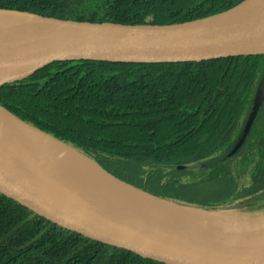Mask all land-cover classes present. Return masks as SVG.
Listing matches in <instances>:
<instances>
[{
    "label": "trees",
    "instance_id": "16d2710c",
    "mask_svg": "<svg viewBox=\"0 0 264 264\" xmlns=\"http://www.w3.org/2000/svg\"><path fill=\"white\" fill-rule=\"evenodd\" d=\"M244 1L0 0V12L165 24ZM6 101L154 199L264 216V53L176 62L83 60L13 88L6 99L0 92V104L9 109ZM202 163L211 166L199 168ZM0 264L165 263L65 229L0 191Z\"/></svg>",
    "mask_w": 264,
    "mask_h": 264
},
{
    "label": "water",
    "instance_id": "95a60500",
    "mask_svg": "<svg viewBox=\"0 0 264 264\" xmlns=\"http://www.w3.org/2000/svg\"><path fill=\"white\" fill-rule=\"evenodd\" d=\"M20 17L40 20L43 28L14 33L0 25V92L5 99L13 88L83 60L176 62L264 53V4L252 0L206 17L165 24L78 21L27 11L0 13V21ZM7 105L19 123L64 155L85 160L91 173L83 172L86 179H82L62 162L41 159L43 168L52 173L48 175L14 136L0 129V191L9 197L65 229L165 264H264V243L240 244L176 217L164 201ZM241 144L242 140L230 155Z\"/></svg>",
    "mask_w": 264,
    "mask_h": 264
},
{
    "label": "bare ground",
    "instance_id": "6f19581e",
    "mask_svg": "<svg viewBox=\"0 0 264 264\" xmlns=\"http://www.w3.org/2000/svg\"><path fill=\"white\" fill-rule=\"evenodd\" d=\"M255 4H264V0H252ZM0 25L6 26L14 33H30L43 28V22L40 20L20 17L11 21H0ZM11 39V37H9ZM0 129L6 134L12 135L17 140L18 144L27 150L30 160L44 173L51 175L52 173L43 168L41 165V159L51 158L58 162L66 164L71 174L86 179L82 174L90 173L88 171L89 165L81 158H73L71 156L64 155L60 149L55 145L43 139L42 135L34 133L19 123L11 114L10 110L0 104ZM17 138V139H16ZM91 174V173H90ZM166 203L167 208H172V213L192 225L201 228L203 230L210 231L213 234H217L225 239L244 244V245H257L264 243V233L256 230L248 232L247 224L241 219H236L231 216L205 213L202 211L192 210L188 208L180 207L176 204ZM264 228V220L260 222L258 229Z\"/></svg>",
    "mask_w": 264,
    "mask_h": 264
},
{
    "label": "rangeland",
    "instance_id": "374dc122",
    "mask_svg": "<svg viewBox=\"0 0 264 264\" xmlns=\"http://www.w3.org/2000/svg\"><path fill=\"white\" fill-rule=\"evenodd\" d=\"M1 13V12H0ZM226 158H223V160H225ZM211 166V164H199L198 167L199 168H209ZM242 210V208L238 207V208H234V213H226V212H218V211H214V210H206L204 211L205 213H215V214H223V215H226V216H231V217H234L236 219H241L243 220L244 222H248L249 224H247V228H248V232H255L256 230L260 231L261 233H264V228L261 229L259 227L260 225V222L264 220V216H256V217H251V216H247V215H244V214H241V213H238L237 211H240Z\"/></svg>",
    "mask_w": 264,
    "mask_h": 264
}]
</instances>
